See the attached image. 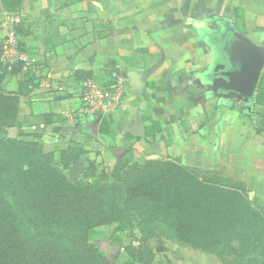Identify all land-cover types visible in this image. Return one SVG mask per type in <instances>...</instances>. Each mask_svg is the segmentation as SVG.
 I'll return each instance as SVG.
<instances>
[{"label":"crops","instance_id":"crops-1","mask_svg":"<svg viewBox=\"0 0 264 264\" xmlns=\"http://www.w3.org/2000/svg\"><path fill=\"white\" fill-rule=\"evenodd\" d=\"M9 34L17 46L7 90L18 96L21 85L26 93L13 118L16 139L53 154L77 144L80 163L107 176L118 162L177 159L264 200V64L248 101L219 82L235 67L228 65L234 49L264 48L261 0H21L13 12L0 0V42ZM87 83L117 84L118 106L81 111ZM101 125L114 138L101 140ZM158 244L155 264H221L171 241Z\"/></svg>","mask_w":264,"mask_h":264},{"label":"rangeland","instance_id":"rangeland-1","mask_svg":"<svg viewBox=\"0 0 264 264\" xmlns=\"http://www.w3.org/2000/svg\"><path fill=\"white\" fill-rule=\"evenodd\" d=\"M20 43L18 40V46ZM12 61L13 58L5 57L3 52L0 54V264H95L86 249L64 242L63 237L50 236L52 232L74 234L76 211L80 206L89 211H103L110 207L118 209L122 217L116 231L130 237L134 248L129 253L137 258L145 256L144 242L149 241L153 249L158 247V243L164 245L168 240L156 236L152 240L146 234L152 226H158V232L165 231L169 221L164 210L159 209L161 205L156 201L157 197L151 195L152 189L145 186L139 173L126 175L122 172V179L112 180L94 163L87 161L81 164L83 154L77 162L75 159L64 164L57 154L54 159L44 156L37 142H17L18 139L13 138L15 101L8 97L11 93L7 90L11 74L15 71ZM25 142L36 143V146ZM80 166L81 177L72 179L71 173ZM78 180L76 183L80 186H89L91 190L103 189L104 193L85 190L81 195L87 198H81L71 182ZM250 194L251 191L249 198L256 200L258 214L264 220V200ZM232 245L238 249L237 242ZM95 246L107 261L111 259L115 248L98 243ZM216 259L227 264L232 257Z\"/></svg>","mask_w":264,"mask_h":264},{"label":"trees","instance_id":"trees-1","mask_svg":"<svg viewBox=\"0 0 264 264\" xmlns=\"http://www.w3.org/2000/svg\"><path fill=\"white\" fill-rule=\"evenodd\" d=\"M20 4L21 0H2V7L6 12L18 10ZM24 85L28 86L29 82H24ZM25 95L20 85L18 96ZM18 96L8 95L15 101L12 118L16 112ZM105 134L110 139L114 138V133L105 125H101L100 138L106 142ZM25 143L36 146V143ZM107 146L113 147V144L108 143ZM39 148L44 156L54 159L55 154L44 153L41 147ZM80 154L82 149L77 144H72L66 151L57 153L64 164L75 159L77 162ZM122 172H126V175L129 172L139 173L142 176L145 186L152 189L151 195L157 197L156 201L162 207L159 209L164 210L165 218L169 221L165 231L158 232V226L150 227L146 231L149 239L153 240L156 236L179 247H187L216 258L231 256L232 260L227 264H264V220L258 214L256 200L249 198L250 191L243 183L232 181L216 171H202L185 166L179 160L170 158L149 160L143 165L118 162L114 174L105 176L112 180L122 179L120 177ZM71 182L76 186L77 195L83 194L85 190L95 194L104 193L103 189L91 190L89 186H80L76 183L79 180ZM81 198L87 197L81 195ZM67 200L70 201L71 198ZM121 217V212L114 207L103 211L100 209L89 211L80 206L76 211V232L72 234L64 231L62 235L52 232L50 236L63 237L64 242L86 249L88 257H91L95 264H110L96 250L97 241L112 246L120 245L113 264L158 262L149 241L143 243L145 247L143 259L129 253V250L134 248L133 241L116 231L121 223ZM28 222L32 223V220L28 219ZM233 242L238 243V249L234 248Z\"/></svg>","mask_w":264,"mask_h":264},{"label":"water","instance_id":"water-1","mask_svg":"<svg viewBox=\"0 0 264 264\" xmlns=\"http://www.w3.org/2000/svg\"><path fill=\"white\" fill-rule=\"evenodd\" d=\"M232 62L235 65L234 69L223 72L219 77V82L224 86V90L236 93L244 101H248L254 95L256 83L264 64V48L238 46L231 52L228 65L231 66ZM217 69L224 70V65L219 66ZM97 124L98 120L95 121L94 126H97ZM12 136L13 138L16 137V129L12 131ZM250 196L252 197V194ZM100 242L104 243V245L112 246L106 242ZM112 247L115 248V251L111 259H109L110 264L114 263L120 250V245ZM157 252H160V248Z\"/></svg>","mask_w":264,"mask_h":264},{"label":"built area","instance_id":"built-area-1","mask_svg":"<svg viewBox=\"0 0 264 264\" xmlns=\"http://www.w3.org/2000/svg\"><path fill=\"white\" fill-rule=\"evenodd\" d=\"M264 3V0H261ZM16 41L13 34H9L2 42V52L5 57L13 58L16 49ZM121 97L120 87L115 84L107 89H100L87 83L81 92V111L100 114L104 111L116 108Z\"/></svg>","mask_w":264,"mask_h":264},{"label":"flooded vegetation","instance_id":"flooded-vegetation-1","mask_svg":"<svg viewBox=\"0 0 264 264\" xmlns=\"http://www.w3.org/2000/svg\"><path fill=\"white\" fill-rule=\"evenodd\" d=\"M233 61V60H232ZM234 62V61H233Z\"/></svg>","mask_w":264,"mask_h":264}]
</instances>
